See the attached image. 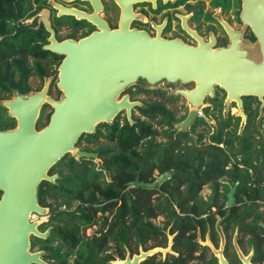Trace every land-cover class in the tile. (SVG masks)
Listing matches in <instances>:
<instances>
[{
    "label": "flooded vegetation",
    "instance_id": "obj_1",
    "mask_svg": "<svg viewBox=\"0 0 264 264\" xmlns=\"http://www.w3.org/2000/svg\"><path fill=\"white\" fill-rule=\"evenodd\" d=\"M97 1L98 6H94L91 0H58L57 2L46 0L44 6L42 5L39 11L44 9L48 10V24L54 32V38L59 43L67 40L79 41L94 32H98L99 28L92 21L85 18H78L72 14L59 15V11L57 8L53 7L51 2L65 9L76 10L89 16L95 14L111 31L119 30L122 26H125L129 30L143 32L151 39L158 38L166 41L176 40L189 47H199L200 44H203L209 46L212 51L226 49L231 46L233 41H236L238 42V48L240 50H251L256 60L260 58V43L251 26L244 23L241 19V14L244 10L243 0H124L123 3L118 0ZM36 8L37 5L34 6L32 11L34 13L25 18L23 23L25 20L33 18L34 25L29 26H32L35 30L40 27L44 29L42 19L45 17V14H43V17H35L39 12L36 11ZM62 32L64 33L63 35ZM50 36L51 33L45 30V36L43 38L45 43L41 45L42 50L44 46L50 44L48 41ZM49 53L53 56H58L59 59L53 60L50 56L46 59H37L43 69L47 70V76L43 77V79L50 80L48 92L52 82V78L48 77V70L50 66L55 63H58L59 67L64 58L63 56L55 55L51 52ZM33 62L34 59L30 57L28 59L30 67H32ZM33 75L36 76L32 73L30 77ZM181 85L185 86L188 84ZM157 87L154 89L150 87L152 90L146 86H138V84L127 87L119 94L117 102L125 96L128 97L129 102H136L132 100V97L133 95L139 94L154 95L165 100L168 104L182 98L186 100L189 108L178 123L182 122L191 111L187 99L181 94L174 93L176 88L169 87L170 90L166 92ZM133 89H135L134 92H132ZM56 91L60 97L62 92L58 90L57 83ZM58 96L57 98H59ZM226 102V92L215 87L214 97L207 96L202 103V108H208V119L203 116L200 109H197L198 116L191 123L186 132L179 130L177 127L178 123L176 124V130L174 122L172 123V128L164 124L160 130H155L151 127L154 134L141 139L138 146L135 148L136 152L139 154H141L143 150L147 151V142L151 139H154L156 143L162 145L159 154H156L150 160L142 158L140 162H168L172 155L174 156L180 153L181 147L184 148V150H181V153H183L190 147L210 151L211 146H217L221 148L226 155H230L231 162H219L223 167L220 170L221 175L217 178L211 177L198 192V196L207 203V205H210L208 212L198 218L207 219L208 222L204 225V229L196 225V229L186 233V236H193L192 242L197 243L199 247V250L192 252V257L195 258L188 261L187 264H197L199 262L197 258L202 254L201 249H205L203 256L205 260L208 261V264H264V97L260 100L257 96H243L241 97V107H239L236 102L229 103L227 107ZM153 103L159 104L175 119L173 111L170 110L166 104L159 102ZM204 104L205 106H203ZM147 105L136 107L144 108L147 107ZM136 107L131 110V119H136V117L132 115L133 111H137L141 117L146 119L149 118L141 115ZM42 108L41 110H43ZM122 112H125V115L120 123L119 118ZM51 113L52 108L51 112L48 114L49 118ZM235 113H237L235 117L237 121L233 124L231 120ZM240 113L245 116L244 120ZM218 118H220L218 125L210 127L213 131L208 133V144L206 146H201L200 142L203 139V135L200 133L193 134L190 133V131L195 130L197 124L200 123V119L202 122L204 120L216 122ZM125 119L129 122L126 110H123L111 123H100L96 125L99 129L103 128L104 131L96 130L95 127L93 135H84L77 143V145H79L83 139H86V142L92 145V147L83 148L81 151L92 154L94 158L77 159L78 161L91 162L88 167L99 175L101 181L110 182L112 181V176H114V168L110 169L106 165V162H131L130 149L125 150L118 146V139H120L121 136L113 134V130L108 127L118 122L119 126L117 132H119V130L123 128ZM222 121L226 124L223 125ZM48 123L49 120L48 122L46 121L45 126H47ZM16 125L14 128H16ZM220 126L223 127H221V142L215 144L212 142V135L219 131ZM234 130L236 136L248 140V145L243 142L242 145L237 146L236 153L233 156L232 153L229 154L224 142L226 140V133H233ZM169 133H171V137L168 136ZM179 133L186 134L187 138H179ZM89 136L91 137L88 138ZM159 137L161 140H159ZM170 140H178V142L180 140V144L174 148L173 152H171L170 149H165ZM100 141L104 142V145L97 147ZM188 143L190 145H188ZM68 156L69 155L60 162H66ZM233 158L236 159L235 162H232ZM244 158H246L248 162H246ZM94 162H99V168L90 167ZM138 170L141 171L142 167ZM138 170H136V172ZM231 170L240 175L239 179L237 178L235 181H232V178L226 175V172ZM161 174L162 173H159V171L155 169L151 178H154L155 181ZM170 176L167 177V179H169ZM107 177L109 181L106 180ZM205 187L210 189V194L203 197L201 192ZM231 191L232 200L229 204V193ZM156 196H158V194L155 193L153 197ZM213 198L216 199V202L212 201ZM42 208L46 210V214L43 216L33 214L37 216V219H31V222L37 224L35 226L36 232L45 235V237H40L31 233L29 237V252L31 255H37L38 259L44 264H82L81 257L85 242H89L92 245L95 244L99 247L97 256H95V264L98 259L103 264H116L117 259L118 261H124L129 257L132 260L133 256L139 255L140 253L147 254V256L142 259L139 264H159L166 261L171 263L173 259L181 256L182 250H180L179 244H177L178 239H176L179 232L175 230L171 233L170 226H167L163 231V234L167 238V243L163 246H156L155 241L148 240L144 245L139 247L136 253L131 254L130 245H128L125 247L123 259H120L116 253V243L113 238L114 225L110 223H96L85 227L80 223L60 222L56 221L59 219L56 213L71 212L75 208L71 207L67 209L64 206ZM175 210L178 213L176 208ZM210 213L213 215H210ZM159 217L160 216H157L151 220L154 225L162 228L164 227L163 222H160V224L154 222L155 219ZM43 218H47V220ZM213 218L214 222H211ZM91 229L94 230L92 231ZM88 230L91 233H87ZM97 239L99 240L96 242ZM161 256H164V258L157 260V258ZM182 257H186V255L183 254Z\"/></svg>",
    "mask_w": 264,
    "mask_h": 264
},
{
    "label": "water",
    "instance_id": "obj_2",
    "mask_svg": "<svg viewBox=\"0 0 264 264\" xmlns=\"http://www.w3.org/2000/svg\"><path fill=\"white\" fill-rule=\"evenodd\" d=\"M91 2L98 6L97 0ZM243 4L241 19L251 26L260 43L259 60L251 50H240L236 41L226 49L215 51L203 44L189 47L176 40L151 39L125 26L111 31L95 14L89 16L52 4L59 15L85 18L99 28L79 41L59 43L49 27V12L45 10L43 26L51 36L50 44L43 50L64 57L58 67L57 82L62 97L54 100L47 95L50 80L46 79L38 92L25 95L15 92L13 99L0 101V106L8 110L9 117L17 124L12 130L0 131V264H44L29 252L31 233L45 237L36 232L37 224L31 222L33 214H46L38 204V187L42 182L55 183L59 176L49 175V171L67 155L94 158L90 153L77 151L76 145L82 136L93 134L96 125L111 123L123 110L129 122H133L131 110L141 104L129 102L127 96L117 102L127 87L142 82L150 87L194 83L192 90H174L187 99L191 108L188 116L177 124L182 132L198 116L197 109L208 119V108H202V103L207 96L214 97L215 87L226 92L227 107L231 102L241 107L243 96L262 100L264 0H243ZM45 104L52 108L49 123L37 130L36 122ZM240 115L244 120L245 116ZM139 171L129 183L131 186L156 188L171 175L164 172L154 182L144 183L139 180ZM231 200L232 191L229 204ZM146 256L140 253L132 260L127 257L116 264H139Z\"/></svg>",
    "mask_w": 264,
    "mask_h": 264
},
{
    "label": "trees",
    "instance_id": "obj_3",
    "mask_svg": "<svg viewBox=\"0 0 264 264\" xmlns=\"http://www.w3.org/2000/svg\"><path fill=\"white\" fill-rule=\"evenodd\" d=\"M45 1L0 0V101L10 99L16 91L21 94L30 92L28 79L32 73L39 79L47 76V70L43 69L37 59H46L49 56L53 60L59 59L58 56L41 49V45L45 43L43 27L35 30L32 26L23 23L25 18L31 16L35 5L38 12ZM30 57L34 59L32 67L28 63ZM46 107L47 105H44L42 109ZM136 109L141 115L149 118L159 116V123L170 128L173 127L172 123L177 121L159 104L153 103ZM132 119L134 121L132 124L125 119L123 128L119 132H117L118 122L108 126L113 130V134L121 136L118 139V146L131 151V162H106L110 169L114 168L112 181H101L99 175L88 167L91 162L67 158L66 162L57 163L49 171V175L58 174L59 178L55 183L42 182L39 185L38 204L48 208L54 206L75 208L71 212L56 213L59 218L56 221L80 223L85 227L96 223L114 225L113 238L120 259H123L125 247L128 245L131 254L136 253L148 240L155 241L156 246H163L167 243L163 231L170 226L171 233L175 230L179 232L176 239L183 252L181 251V256L173 259L171 263L166 261L159 264H187L195 258L192 257V252L199 250V247L197 243L192 242L193 236H186V233L196 229V225L204 229V225L208 222L207 219L198 218L207 213L210 206L198 196V192L211 177L217 178L221 175L220 170L223 167L219 162H231L230 155H226L217 146H211L210 151L190 147L183 153L181 150L184 148L181 147L180 153L172 155L168 162H140L142 158L150 160L159 154L162 145L151 139L147 142V151L137 153L135 148L140 140L153 135L154 131L151 130L152 125L148 122L140 118ZM48 120L49 115L46 117L47 122ZM40 121L39 118L36 123L37 130L41 129ZM222 122L223 125L226 124ZM15 125V120L8 117L7 110L0 106V131L13 129ZM222 126L212 135V142L215 144L221 142ZM235 133V130L233 133H226L224 142L229 154L232 153L233 156L237 146L242 145L243 142L248 145L246 138L242 139ZM168 136L171 137V133ZM179 138H187V135L179 133ZM179 144L180 140L179 142L170 140L165 149L173 152ZM140 167H142L139 173L141 182H153L154 178L152 179L151 175L155 169L159 173L171 171L172 175L157 189L131 186L129 183L135 179L136 170ZM226 175L231 177L232 181L239 179L240 176L232 170L227 171ZM155 193L158 196L153 197ZM215 200L212 199L213 202H216ZM157 216L164 218L162 221L164 227L160 228L152 223L151 219ZM211 222H214V218ZM98 249L95 244L85 242L81 257L82 264H95ZM204 250L201 249L202 254L197 258L199 261L197 264H208L203 256ZM183 254L186 257H182ZM96 264L103 263L98 259Z\"/></svg>",
    "mask_w": 264,
    "mask_h": 264
},
{
    "label": "rangeland",
    "instance_id": "obj_4",
    "mask_svg": "<svg viewBox=\"0 0 264 264\" xmlns=\"http://www.w3.org/2000/svg\"><path fill=\"white\" fill-rule=\"evenodd\" d=\"M53 1L54 2H57L58 0H53ZM51 3L53 4V2H51ZM45 10L46 9L39 11L38 14L35 17H37V16H42L43 17V14H45ZM31 13L33 14L34 12H31ZM35 19L38 20L37 18H35ZM24 23H26L28 25H34L33 24L34 23L33 22V18H31L29 20H25ZM63 34L64 33L62 32V35ZM48 74H49L48 77L52 78V82L50 84V90L48 92V95H49V97L53 98L54 100L55 99L56 100L57 99L59 100L62 97V95L59 97L58 96V93L56 91V83L58 81V63H55V64H53V65L50 66V69L48 70ZM44 80L45 79L40 80V79H38L34 75L31 76L30 79H29V85H30L32 91L30 93H34L36 91H40L44 87ZM138 86H141L142 87V86H145V85L142 82V83H139ZM146 87H149L150 88V86H146ZM169 87L176 88V89H178V88L193 89V88H195V85L194 84H188V85L183 86L181 84L168 85L166 83H162L157 88L158 89H161L163 91L168 92L170 90ZM154 88L155 87H152V89H154ZM134 90L135 89H133L132 92H134ZM57 96L59 98H57ZM11 99H13V96L10 98V100ZM132 100H134L136 102H139L141 104V106L142 105L145 106V105L150 104V103H153V102H159V103H162V104H166L170 108V110L173 111L174 116H175V119L177 120V121H174V126L175 127H176V124L180 121L181 117L184 116L186 114V112L189 110L186 100L185 99H182V98H179L176 102H173V103H169L168 104L167 102H165V100H163L161 98H158V97H156L154 95L152 96V95H148V94H139V95H133ZM203 106H205V104ZM50 112H51V107H49V106H47L45 109H43V110L40 111L39 118L41 119V121H40V127H41V129L44 128V126L46 124V116ZM124 115H125V112H122V114H121V116L119 118V122L120 123L122 122V118H123ZM132 115L134 117H136V118L137 117H140L141 120H145V121L149 122L155 130L162 129L163 124L159 123V118L158 117L157 118H153V119H149V118L146 119L144 117H141L140 114L137 111H133L132 112ZM236 116H237V113H235L233 115V118L231 120V122H233V124L237 121V119L235 118ZM219 121H220V118H218L216 120V122L215 121H212V120H210V121H205L204 120L202 122L201 119H200V121H199L200 123H198L197 126L195 127V130L194 131L191 130L190 133H193V134L200 133L201 135H203V139L200 142V145L201 146H206L208 144V142H209L208 141V135H209L208 133L209 132L211 133L213 131L212 129H210V127L218 125ZM175 129L177 130V127ZM96 130L104 131L103 128H100L99 129L98 127H96ZM91 135H93V134H91ZM159 140H161L160 137H159ZM103 145H104V142L100 141L97 144V147H100V146H103ZM188 145H190V144L188 143ZM86 147H92V145L91 144H88L86 142V139H83L82 142L79 145L76 146V150L77 151H81V150H83V148H86ZM71 157L74 158L76 161H78V159L76 157H74V154L69 155L67 158H71ZM235 160L236 159L233 158L232 159V162H235ZM98 164H99V162H94L92 164V166H90V167H93V168H96L97 169V168H99ZM106 180L109 181V178L107 177ZM209 194H210V189L208 187H205L202 190V192H201V195L203 197H206ZM31 219L32 220H36L37 219V216L36 215H33L31 217ZM43 219L44 220H47V218H43ZM162 221H163V218L160 216L159 218L155 219L154 222L156 224H160V222H162ZM91 230L93 231L94 229H91ZM87 233H91V232L88 230ZM163 258H164V256H161V257H158L157 260H160V259H163ZM117 261H118V259H117ZM117 261H116V263H117Z\"/></svg>",
    "mask_w": 264,
    "mask_h": 264
}]
</instances>
